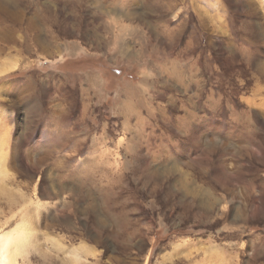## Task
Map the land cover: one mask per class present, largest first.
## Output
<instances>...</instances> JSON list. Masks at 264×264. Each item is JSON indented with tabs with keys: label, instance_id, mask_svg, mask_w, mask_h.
Instances as JSON below:
<instances>
[{
	"label": "rangeland",
	"instance_id": "obj_1",
	"mask_svg": "<svg viewBox=\"0 0 264 264\" xmlns=\"http://www.w3.org/2000/svg\"><path fill=\"white\" fill-rule=\"evenodd\" d=\"M21 224L6 264H264V0H0Z\"/></svg>",
	"mask_w": 264,
	"mask_h": 264
},
{
	"label": "bare ground",
	"instance_id": "obj_2",
	"mask_svg": "<svg viewBox=\"0 0 264 264\" xmlns=\"http://www.w3.org/2000/svg\"><path fill=\"white\" fill-rule=\"evenodd\" d=\"M27 228L24 225H20L17 228L16 231V235L13 236L12 234H14V232H7V233H3L0 234V251L8 244H14L16 245H21L22 243H24L26 240V238L29 237V234L26 232ZM19 247V246H18ZM79 249L78 248H74L71 249L69 251V261H74L77 260L79 257ZM8 258H2L0 261V264H6V260Z\"/></svg>",
	"mask_w": 264,
	"mask_h": 264
}]
</instances>
